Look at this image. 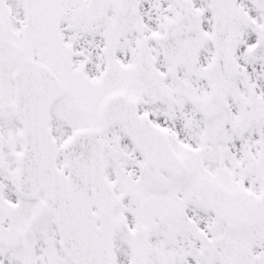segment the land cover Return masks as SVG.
<instances>
[{
    "label": "snow or ice",
    "instance_id": "6c2138e0",
    "mask_svg": "<svg viewBox=\"0 0 264 264\" xmlns=\"http://www.w3.org/2000/svg\"><path fill=\"white\" fill-rule=\"evenodd\" d=\"M0 264H264V0H0Z\"/></svg>",
    "mask_w": 264,
    "mask_h": 264
}]
</instances>
